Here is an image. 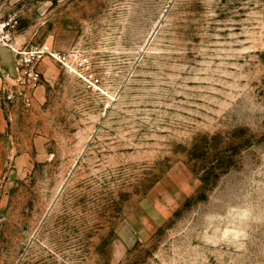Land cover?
<instances>
[{"label": "rangeland", "instance_id": "1", "mask_svg": "<svg viewBox=\"0 0 264 264\" xmlns=\"http://www.w3.org/2000/svg\"><path fill=\"white\" fill-rule=\"evenodd\" d=\"M43 43L100 82L0 102V264H264V0H0Z\"/></svg>", "mask_w": 264, "mask_h": 264}, {"label": "built area", "instance_id": "2", "mask_svg": "<svg viewBox=\"0 0 264 264\" xmlns=\"http://www.w3.org/2000/svg\"><path fill=\"white\" fill-rule=\"evenodd\" d=\"M13 51L17 55L16 78L10 80L0 71V102L5 105L32 106L38 87L42 84L43 75L39 66L47 58L58 62L66 71L77 74L93 87L100 82L93 70L91 57L75 49L63 52L49 43H43L24 50L13 48Z\"/></svg>", "mask_w": 264, "mask_h": 264}, {"label": "water", "instance_id": "3", "mask_svg": "<svg viewBox=\"0 0 264 264\" xmlns=\"http://www.w3.org/2000/svg\"><path fill=\"white\" fill-rule=\"evenodd\" d=\"M7 51H9V50H7ZM14 69L16 70L15 65H14Z\"/></svg>", "mask_w": 264, "mask_h": 264}]
</instances>
